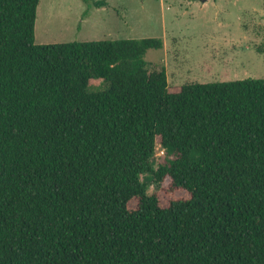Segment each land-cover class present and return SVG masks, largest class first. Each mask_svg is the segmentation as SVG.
<instances>
[{
    "label": "trees",
    "instance_id": "1",
    "mask_svg": "<svg viewBox=\"0 0 264 264\" xmlns=\"http://www.w3.org/2000/svg\"><path fill=\"white\" fill-rule=\"evenodd\" d=\"M40 2L0 0V264H264V79L174 92L163 39L37 44Z\"/></svg>",
    "mask_w": 264,
    "mask_h": 264
},
{
    "label": "rangeland",
    "instance_id": "2",
    "mask_svg": "<svg viewBox=\"0 0 264 264\" xmlns=\"http://www.w3.org/2000/svg\"><path fill=\"white\" fill-rule=\"evenodd\" d=\"M41 0L36 43L161 38L162 49L150 50L147 62L163 65L171 90L188 83H215L264 79V0ZM107 87L95 78L91 92ZM166 150L158 145L155 169ZM149 194H159L163 205L188 199L185 191L174 196L167 180L162 187L151 175Z\"/></svg>",
    "mask_w": 264,
    "mask_h": 264
}]
</instances>
